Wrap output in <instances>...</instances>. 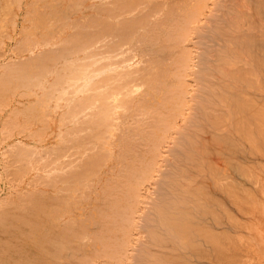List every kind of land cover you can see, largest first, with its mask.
<instances>
[{"label": "bare ground", "instance_id": "6f19581e", "mask_svg": "<svg viewBox=\"0 0 264 264\" xmlns=\"http://www.w3.org/2000/svg\"><path fill=\"white\" fill-rule=\"evenodd\" d=\"M104 1L107 3L108 0ZM9 2L10 1H8V4L13 3L12 0L10 3ZM206 2L208 4V0H109L106 5L98 2L97 4L99 6L95 3L96 6H94V4L90 2L91 4L88 3V5H90L86 7V9L83 6L85 11L82 16H79V19L76 16V18H71V22L74 19L72 23L68 21L71 25L66 23L68 20V18H65L66 14H63L64 17L59 16L61 19H66V21L62 20V34H60L61 44L57 47L58 49L54 47L57 49V51H55L56 49H53V52H56L54 56H51L49 60L40 59L37 61L38 59L35 57L36 60L30 58L32 61H29L28 58V62H19L20 64L18 63L17 72L10 78V84L8 83L9 78L6 79L8 75L4 73L5 76H7H4L5 79L0 80V85L3 89H12L11 87L14 86V83L15 86L20 87V85H22L25 87L29 82L36 84L35 81L31 80L35 73L41 72L42 74L49 75V72H53L51 71L50 66L55 61H60V67L58 66L59 69L56 68L57 63L55 64V69L58 70H55L56 75L54 73L55 78L52 83L54 85H43L45 89L43 97L40 99L41 101L43 99V102L45 103L50 96H54L51 95L52 89L49 88L54 87L56 84L61 86V91L64 94L70 92L69 88L76 85L77 86L74 87L76 88L74 90L76 94L77 92H89L87 95L88 99L74 105L72 112L69 113L71 120H73L72 116L75 117L76 114L77 117V114L79 113H81L80 115L83 113L90 116L84 121L85 117L83 115V123H81L82 121L80 120L83 127H89L90 130H88V134L85 133L84 137H82L83 135H79V137H82L79 138L81 139L79 140L81 141V143L79 142L81 144L79 148L81 150V147L86 146L88 142L93 145L91 144L92 148H89L90 150L92 149L90 154L87 151L88 149H86L89 157L87 156L88 154L85 155L84 157L87 156V158L82 159L81 165L78 163L80 169H77L76 167L73 169H77L76 171H69V174L71 175H69L70 179L68 180L72 181V184L74 185V189L71 187L73 190L70 188V192L67 190L68 193L65 191V194L59 192L55 195H50L46 194V191L44 192V190H39V194H36L37 192L35 193L33 192L34 190L32 191L31 189L33 193H30L31 196H27L25 193L26 197H30L28 198V201L22 200L24 198L22 197L24 193L22 195L20 194L21 196H17H20V198H22L21 200L26 202L25 204L24 202L22 203L26 206L24 207L23 205L21 209L19 207V210L17 209L16 211L13 210L16 209L14 208V205L18 200L16 202L15 200L12 201L14 204H11V207L8 206V204V207H6L5 204L9 203L7 200L3 203V206L5 205L4 208L0 207V264H91L94 259L100 257H104L103 260L107 264H124V257L126 255L130 259L128 262L131 263V260H133V264H201L204 261L201 262V259L208 255H212L213 258L218 260L225 259V251L227 250L224 247V245L227 246L225 242L234 243L235 237L234 235L232 236L233 232L228 233V231H223V229L225 230L224 227L220 228L222 231H220V229L217 230L216 227L217 225L219 226L221 220L223 221V217L228 219V221H231V223L233 219L237 220V218H235L231 208H226L227 205L224 204L221 195L222 192L228 189V198H231V196L235 197L238 193L235 194V190L238 189V186L236 187L237 189H235V186L232 184L233 182L228 179L232 185L229 184V182L227 184L224 182L228 180L222 179V176L225 175V170L221 173L223 168L221 163L223 162L224 164V161H226L223 149L225 148V151L229 147L230 150H233L237 145L238 148L240 144L243 145L240 141V144H236L235 146V143L239 142V140L234 142V139L238 138H235L234 136L236 133H239L242 139H245L247 143L249 142V145L252 144L254 147L252 149L257 148L258 144H256V142L259 140V133L262 134L264 132V103L260 104V107H256L255 104L258 105V101L250 95L253 99H248L251 101L244 106L243 97H241L236 91L239 89L234 87L232 89L236 92H230V98L234 99L238 106H232L231 103L228 102L227 105L231 112L229 111V113L225 115L227 120L224 119V121L222 119L224 113L217 111V101L219 104L222 101L221 86H218L217 78L215 82L208 77V73L211 71L217 70L216 73H218L220 49H214L213 47L210 48L207 44H205L206 46L204 45L203 51L205 52H201L203 55H201V53L195 54L199 55L198 57L196 56L199 58L197 70H199L200 73L202 72L199 76L196 75L199 82L197 85L199 88L196 89V93L194 94L197 98V102L191 106L193 107V112L185 118L184 123H182L183 125H181L182 127H180V125V128H177L178 126L176 127L175 131L178 133V136L175 135L176 140L174 146L171 148V170L159 180V198L155 200L156 203H153L152 210L150 207V211H148V213L146 212L145 220L142 218V221H144V227L147 229V231L143 230L146 239L143 243L141 241V244L138 242L141 246L137 251L134 252V249L131 253L128 249V246H130L129 240L133 238L131 237V234L135 231L134 217L135 214H137V206L141 199L139 198V192L142 189L141 186L143 185L142 187H144L145 181L153 174L157 164V157L160 154L158 153L159 146L161 145L160 142H163V139H165L167 135H165L164 132L166 133L174 127V122L178 116L176 114L179 110L185 108L188 103L187 92L190 93L187 89L186 81L184 82L183 78H181L190 73L188 68L190 64H188V60H191L189 59V49H187L188 53L183 51L180 52V50L178 51L174 47H171L169 42L174 43L176 46L180 45L179 43L183 42L185 37H188L187 34L190 33L192 29L197 37H207L208 40L210 37H213L211 39L214 40L215 43L217 42V44H220V40L222 39V25H220L221 17H219L221 15V2H215L218 7L215 6L217 10L211 8L217 13H212V15L214 14L215 16L211 19L212 22L208 27L200 25L202 23L199 24L192 22L198 17L199 13L206 5ZM67 4V7H70L71 5L73 7V5H76L77 3L75 4L74 2V4L71 3V5ZM4 5L5 4H2L1 6L4 7ZM6 6L9 7L3 8L5 13L7 12L5 8L9 10L11 8L10 5ZM77 6L78 7H75V11L80 5ZM211 7L214 6L211 5ZM69 9L73 12L71 8ZM247 9L248 11L251 9L257 14H260V21L261 19L263 20L264 0L254 1ZM53 10L55 9L53 8ZM60 11L61 10H59V15ZM43 12V10L42 12L40 11V14ZM53 14L57 13L53 12ZM155 16H157L155 19L151 18ZM67 17H69V15ZM56 20H58V18ZM255 21L251 23H258V20L256 23ZM260 21L259 23H262ZM206 23H209V21ZM53 25H55V23H53ZM67 26L76 28L70 32L69 29L67 30ZM55 27L54 29L56 30L57 28ZM251 27L253 28V26ZM254 29H256L255 25ZM60 30L59 32L61 33ZM239 32L238 38L244 39V31L239 30ZM45 34L50 36L48 32ZM256 34L254 31L249 33L247 36L249 45L247 47L243 46L242 51H245L248 55L253 57L254 59H252L254 62L263 65L264 35ZM228 35L231 36V34H227L226 36ZM43 37H45V35H43ZM126 43L133 46V48L134 46H137L142 58L146 56V64H143L145 65L144 67H142V65L140 67H134L135 69L125 70H123L122 67H117L118 65H122L123 60L121 59H124V57L120 56V59H118V57L115 59V55L121 53L120 50L122 45ZM137 43L139 45H137ZM41 44H45V42L43 43L42 41ZM174 44L172 46H174ZM212 44L214 43H211V45ZM49 48V50H51V47ZM184 48L185 47H183V49ZM217 48L219 47L217 46ZM49 50L46 49L47 52H49ZM132 51L133 50L131 49L130 53L133 54L134 52ZM47 52L45 53L47 54ZM53 52H51V54H53ZM205 53H208V55H204ZM126 55L127 53L123 54V56ZM127 56L130 57L131 55ZM41 57L42 56H40V58ZM128 57L127 59L129 60ZM201 62H204L205 65L201 64ZM139 63L137 62L138 65H141L143 62L141 64ZM208 63H211V66H208ZM216 65L217 68L215 67ZM212 66L215 67L213 70H211ZM15 67H17V65ZM255 78L256 77L253 76L251 84L258 86L259 83L261 84V81L257 78L256 80ZM173 82L176 84H174V86H177V89L174 87L176 89L174 92L171 86ZM127 84H133L130 91H136L138 95H133L135 92L128 94V90L127 94L123 95L122 99L121 97H118L119 92L117 91ZM143 84H146V86ZM105 85L107 86V89H102L101 87ZM142 86L144 87L143 91L140 90V87ZM99 87L102 91L99 89L100 91L96 90L97 92L95 93L94 90ZM26 88L29 87L26 86ZM42 88L41 86L39 87L40 90H42ZM14 90L16 91V89ZM32 90L33 89H31V91ZM38 90L35 91L37 92ZM15 91H13V93ZM28 93L30 94V92ZM93 94H96V98L100 100L98 101V104L95 105L96 107H93V101L89 100ZM37 97L38 96H36L35 99H37ZM108 97L113 98L115 102L117 100L114 105L115 107L123 106L126 110H131V113L128 114L133 120L130 123H125L123 128L120 129L122 134L118 139L117 136H114L119 141V148L116 156L118 158L117 165L119 170L117 174L110 175V180H108L107 176V185H105V179L103 180L105 189H102L100 183L102 192L104 190L105 194L101 197L102 201L100 204L102 203V207L99 206V213L97 212L98 215L92 218L93 213L92 215H89L92 209L90 208V210H88L89 214H83L84 216L86 215V218H78L73 215L74 212H71L72 210L69 207L72 208L73 203H71L72 206H70V202L73 201L75 203H80L89 197V194L86 195L88 191H84L86 189L85 187H87L85 186V184L87 185L85 180L88 176L97 173V165L104 162V160L106 161V157H108L107 147L109 146L107 138L115 134V129L118 128V124L114 121L116 116L118 117V115H116L118 112L115 109L120 110L122 108H111L112 103L109 102L107 99ZM41 101L38 103L41 104ZM155 101L157 103L156 107L154 105ZM91 102V105H93L92 107L90 106ZM64 103L67 104L65 101ZM31 104V106H33V102ZM43 105H46V103ZM88 106L91 107L89 111H87ZM28 108L29 106L27 109ZM68 108L72 107L68 106ZM256 108L257 110H255ZM38 110L42 111L41 109ZM236 113L238 115H236ZM21 118H23L22 113ZM231 125L236 127V129L234 127L236 133L234 135L231 134L234 136L233 139L228 135L230 132L227 135H222L220 137L219 135L217 136V134L209 133L206 129L211 127L216 132L218 129H223V127H229ZM162 127L165 131L162 130ZM74 139L76 140L77 136ZM113 143L114 142H112V144ZM65 144L66 142H64V145ZM243 146L241 148H243ZM234 150L236 151V149ZM234 150L233 152L235 153ZM69 151H71L70 148L68 149V152ZM77 151H79V149L76 150V152ZM242 151H236L234 155L239 153L237 155L241 156L242 153L240 154V152ZM64 152H67V150ZM226 153H228L227 150ZM244 154H242L243 157ZM61 155H65V153ZM202 155H204L205 159V166L203 169L212 176L211 181H207L206 178L199 174L196 176L198 178L192 179L194 174L198 173L202 168ZM218 155L221 157L220 166L219 163L214 160V157L217 156L218 158ZM84 157L82 156L81 158ZM197 158H200L199 162L196 161ZM230 160L231 158L228 159L225 162L227 164L224 165L231 166L234 160ZM78 164L77 166H79ZM241 164L242 163H240V166L238 165L239 169L243 171L241 172L245 173L244 175L251 177L252 173L250 176V170L248 169L250 164L248 165L247 163L246 165L244 162L243 164H245V167ZM235 165L236 164L234 163V166ZM227 176L225 175V177ZM229 176L231 177L232 175ZM229 176L227 178H229ZM87 180L90 181L89 179ZM222 180H224V182ZM81 185H84V189L82 188L83 190L81 189ZM89 185H91V183ZM89 185L88 189L90 188ZM62 189L65 190L64 188ZM75 191L77 192L73 193ZM81 192H84L85 196ZM27 193L29 194V191H27ZM100 194L102 195V193ZM225 197L227 196L225 195ZM96 198L93 199L97 200ZM235 199L238 201V198H234V200ZM19 202H21L20 199ZM19 202H17V204ZM19 205H21V203H19L18 206ZM75 209L77 208L75 207ZM83 209L84 208H82V210ZM66 213L70 214L71 217H68V220L62 222L61 218ZM143 213L140 214L143 216ZM94 224H96L95 228H93ZM221 224L222 223H220V225ZM83 239L88 240L84 241ZM136 243L137 241L135 244ZM135 246H137V244ZM224 248L226 249L225 251ZM67 249H72L70 252L73 254L71 256L69 254V257L71 258L66 255V252L68 251ZM204 259L206 260V258ZM99 261L100 259L98 262ZM93 263L95 264V260Z\"/></svg>", "mask_w": 264, "mask_h": 264}, {"label": "rangeland", "instance_id": "374dc122", "mask_svg": "<svg viewBox=\"0 0 264 264\" xmlns=\"http://www.w3.org/2000/svg\"><path fill=\"white\" fill-rule=\"evenodd\" d=\"M8 1L11 2V0H0V6L2 4H5L4 7H7L6 5H10V7H11L10 10L7 9L9 6L7 8H5L7 10L6 13L3 9L4 7L3 6L0 7V80L5 79V77L8 75L9 77L7 76L6 79L9 78L8 83L10 84V82H11L10 78L12 77V75H14L17 72L19 62L20 63L26 62L28 58H29L28 59L29 61H32V60H30V58L33 60H36V58H37L38 59L37 61H39L40 59L49 60V58H51V56H54V54L56 53L55 51H57V49H58L57 47L61 44L60 43L61 42L60 41V37H61L60 34H62V26H61L62 22L66 21V19L60 18V17H64L63 14H66L65 18H68L66 23H68V21L71 22V18H74V17L76 18V16L79 19V16L83 15V12L85 11L86 7H88L91 3L92 4L95 3L96 5H98L97 3L99 2V3H103V5H106V4H108L109 0L108 1L106 0L107 3L104 0H102V1L101 0H78V1L77 0H58V1L57 0H51V1L50 0H48V1L47 0H40V1L39 0H12L13 5L10 2H9L10 4H8ZM254 1H256V0H208V4L206 2V5L202 9V11L199 13L198 17H196L192 22L193 23H199V24L202 23L200 25L208 27L212 22L211 19H213L215 16L214 14L217 13L216 11L212 10V9L217 10V8H218L217 5L215 4V2H218V3L221 2L220 3V14L221 15L219 17H221L220 25H222V28H221L222 29V37H221L222 39L220 40V44H217V42L215 43L214 40L211 39L213 37H210L209 40L207 37H202V38L197 37L195 35V32L193 29L190 31V33L187 34L188 37H185L183 42L179 43L180 45L176 46L174 43L169 42L171 47H174L178 51L180 50V52L183 51V52L188 53L187 49H189V53H190L189 59H191V60H188V64L190 63L188 68L190 70V73H188L186 76H182L181 78H183L184 82L186 81L185 83H186L187 89L190 93L187 92V95H188L187 96V99H188L187 105L185 106V108L183 110H179V112L176 114L178 116L174 122V127L172 129H170V131L168 130L166 133L164 132V134L165 135L167 134V135H166L165 139H163V142L162 141L160 142L161 145L159 146V152H158L160 154L157 157V164H156V168L154 169L153 174L151 175L150 178H148L145 181V184L143 183L144 187H142L143 185L141 186V188H142L141 191L139 190L142 193V195L139 192V194H140L139 198H141V199H140L139 204L137 206L138 207V209H137L138 211L136 212L137 214H135V217H134V222H135L134 223L135 224L134 230L135 231L133 230L134 232H132V234H131V237H133V238L130 239L132 241L129 240L130 246H128V249H129V251H131V253L134 249H135L134 252L137 251V249L141 246V245H139V244H141V241L143 243L146 239L145 232L143 230L147 231V229H146V227H144V221H142V218H143V220H145L146 214L148 213V211H150V207L152 210V205H154L153 203H156L155 200H157L159 198V184H158L159 180L162 179L165 175H167L171 170V166H172V164H170L171 148L174 146V142L176 140L175 135L178 136V133L175 131L176 127L177 126H178L177 128L182 127L181 125H183L182 123H184L185 118L193 112V107H191V106L197 102V98L194 95L196 93V89L199 88V87H197L199 82L197 80L198 77H196V75L199 76V74H201L202 72L200 73L199 70H197V67H198L197 63L199 61V58H197V57L199 55H195V54H200L201 52H205V51H203L205 44L209 45L210 48L213 47L214 49L215 48L220 49L218 73H216L217 70H214L215 72L211 71L210 73H208L209 74L208 77H210V79L213 81L218 79V86L219 85L221 86L222 101L220 102V104L217 101V103H218V110L217 111L224 113V116L222 117L223 120L224 119L227 120L225 115H227L230 111L229 110L230 108L227 105L228 102H230L232 106H238L236 101L234 99L230 98V92H236L237 91L238 94L241 97H243V105L244 106L249 101H251V100H248L251 98L250 95H252L258 101V105L253 102L256 107H258L260 104L264 103V88H263L264 87L263 86L264 85V83H263L264 82L263 81V79H264V64L259 65L258 63L254 62L253 57L248 55V53H246L245 51H242L243 46L247 47L249 45V40L247 39V36L249 35L250 32L254 31L255 34L257 33L256 35H264L263 34L264 33V22H263L264 18H263V20L261 19V21H260V14H257L255 11H253L251 9L249 10L250 11L249 12L247 9L251 5V3H253ZM42 2L43 3L45 2V3L43 4ZM68 2H70V3H68ZM74 2H75V4L76 3L77 4L73 5V7H74L73 8L71 3L74 4ZM47 3H49V4H47ZM55 3H57L58 5ZM67 3L70 4L71 6L67 7L66 6ZM79 3H82V4H79ZM88 3H90V4L88 5ZM50 4H51V7H50ZM95 4H94V6H96ZM77 5H80L78 8L79 10L77 9L75 11V7H78ZM211 5H213L214 7H211ZM83 6L85 7V9L83 8ZM53 8L55 10H53ZM69 8H71V10H73V12L70 11ZM2 9H3V11H2ZM42 10L44 12L42 14H40V11L42 12ZM51 10H53V11L50 12ZM59 10H61L60 15H59ZM69 11L71 12V14ZM53 12L57 13L58 16H57V14H53ZM62 12H64V13H62ZM246 12H249V13H246ZM212 13H214V14L212 15ZM251 13H252V15H251ZM68 15H69V17H67ZM253 15H254V17H253ZM156 17L157 16L151 17V18L155 19ZM252 17H253V19H252ZM57 18H58V20H56ZM254 18L256 19V21L258 20L257 21L258 23H256ZM73 20H72V22H73ZM236 20L238 23L236 22ZM207 21H209V23H206ZM254 21L258 26L254 23H251ZM259 21L262 23H259ZM222 22H223V24H222ZM53 23H55V25H53ZM59 23H61V24H59ZM71 23H68V24L71 25ZM234 23H235V25H234ZM58 24H59V26H58ZM237 24H238V26H237ZM254 25H255L257 30L254 29ZM251 26H253V28ZM54 27L57 29L55 30ZM70 28L71 27L67 26V30L69 29V31L71 32V30L75 29L76 27L71 28V29ZM250 28L252 31L250 30ZM59 30L61 31V33L59 32ZM239 30L244 31V39L238 38V34L240 33ZM248 30H250V31H248ZM24 32H25V34H24ZM47 32L50 34V36L45 34ZM227 34H231V36L230 35L226 36ZM43 35H45V37H43ZM196 38H198V39H196ZM42 41H43V43L45 42V44H41ZM203 42H205V43H203ZM211 43H214L215 45L214 44L211 45ZM98 44H100V43H98ZM173 44H174V46H172ZM137 45H139V44L137 43ZM217 46L219 48H217ZM49 47H51L52 51L49 50L50 49ZM54 47H56L57 49ZM176 47H178V48H176ZM183 47H185V48L183 49ZM46 49H48L49 52L50 51L53 52V49H56V50L53 52V54H51V52L50 53L47 52ZM131 49L133 50L132 52H134L133 54L130 53ZM245 50H247V49H245ZM45 52H47V54ZM120 52L121 53H117V55H115L116 56L115 59H117V57H118V59H120V56L124 57V59L121 57L122 58L121 60H123L122 65L123 64H125V65H123V66L118 65L117 66L118 68L122 67L123 70L135 69L136 67L142 66L144 63L146 64V61H145L146 56L144 57L145 59L141 57L142 55L139 52V48L137 46L136 47L134 46V48H133V46H130L127 43L123 44ZM126 53H127V55H129V56L131 55V56L130 57H128L127 55L123 56V54H126ZM44 54L47 56H45ZM135 54H136V56H135ZM201 55H203V54L201 53ZM204 55H208V53H205ZM40 56H42V57L40 58ZM127 57L129 58V60L127 59ZM211 57H212V55H211ZM141 58H142V61H141ZM137 62L138 63L140 62L139 64H141L142 62L143 63L141 65H138ZM56 63H57L56 68L59 69L60 61H55L50 66L51 67L50 69L53 72H49V75L42 74L41 72H37L33 75L31 80L35 81L36 84L29 82V84H26L25 87L20 85V87H21L20 88L19 86H15V83H14L15 87L14 86L11 87L13 90L10 88L8 90H5L0 85V207L1 208L2 207L4 208L5 205H6V207H8V206L11 207V204H14L12 201L15 200V202H16L18 200L17 202H19V199H20L21 202H19V203H21V205L18 206L19 203L17 204V202H16L17 205L16 204L14 205L15 206L14 208H16V209H14L13 211H16L17 209L19 210V207L21 209L22 206L26 203L25 201H28V198H30V197H26V194H27V196H31L30 193H32L33 190H34L33 192H35V193L37 192L36 194H39L38 193L39 190L40 191L44 190V192L46 191L45 192L46 194H50V195H55L59 192H61V194H65V191H66V193L70 192L71 190L74 189V185L72 184V181L68 180V179H70L69 175H71V174H69V171L71 170L70 172H73V171H76L77 169H80L82 159H86L87 156L89 157V154L92 152V149L90 150L89 148H92L93 144L89 143V142H88L89 144L87 143L86 146L81 147L82 151L79 148L81 145L80 144L81 141H79L81 139H79V138L84 137L85 133L88 134L89 133L88 130H90L89 127H83V124H81V123H83L90 116L85 115L83 113H82V115H80L81 113H79V114H77L78 115L77 117H76V114H75V117L72 116L73 120H71V117H70V113L72 112L73 106L77 105L78 103H80L84 100H87L88 99L87 95L89 94V92H87V91H85L86 93L85 92L84 93L83 92H81V93L77 92V94H76L74 92V90L76 89L74 87H76L77 86L76 85V86L70 87L69 88L70 92H67L66 94H64L61 91V86L56 84L54 87L49 88V89H52L51 95H54L52 97L50 96L47 99L50 102H48L47 100L45 101L46 105L48 104L49 106L43 105L45 103L43 102V99H42V101L40 99L43 97V92L45 89L44 86L52 84L54 81L56 71L58 70V69L57 70L55 69ZM201 64H204V62H201ZM16 65H17V67H15ZM207 65L211 66V63H208ZM144 66L145 65H143L142 67H144ZM131 67H133V68H131ZM215 67L217 68V65ZM215 67L212 66L211 67L212 69L211 68L210 69L213 70ZM14 68H16V69H14ZM4 73L7 75L5 76ZM9 73H10V75H9ZM54 73H55V75H54ZM253 76L256 77L257 79H259L261 81L262 85L260 83L258 86H254L253 84H251L252 83L251 79L253 78ZM48 79H49V81H48ZM78 83L80 84L79 81H78ZM174 84L175 83L173 82L171 85L173 88V92L176 91V89H177V86H174ZM52 85H54V84H52ZM132 85L133 84L124 85L125 87L123 86L124 88L123 87L121 88L123 90L120 89L119 91H117V92H119L118 97H121L123 99V95H126L128 90H129L128 94L135 92L133 95H138V93H136V91H133V92L130 91V89H132L131 88ZM143 85L146 86V84H143ZM26 86L29 87L30 89L26 88ZM40 86H41V88L43 86V88H42L43 91L39 89ZM174 87H176V89ZM234 87L238 88L239 90H236V91L233 90L232 88H234ZM101 88L107 89V86L105 85ZM101 88L99 87V88L95 89L94 92L96 93L97 91H100V90L102 91ZM14 89H16V91ZM31 89H33L32 90L33 92L31 91ZM143 89H144L143 86L140 87V90L143 91ZM35 90H38V91L36 92ZM111 90H112V88H111ZM13 91H15V92L13 93ZM28 92H30V94L32 93L31 96ZM124 92H125V94H124ZM26 93H28L29 95ZM35 93H36V96H38L37 99H35V97H36ZM81 94H82V96H81ZM85 96H86V98H85ZM96 97H97L96 94H93L92 97L89 98V100L93 101V105H94V106L91 105L92 104V102H91L90 103L91 107L92 106L96 107L95 105L98 104V101H100ZM253 97L251 99H253ZM54 99H57V100H54ZM107 99L109 100L110 103H112L111 108L115 107L114 105L117 102V100L115 102L114 99L111 97H108ZM33 100L35 101L36 104L34 103ZM74 100H75V102H74ZM30 101H31V103L33 102V106H31L32 104L30 103ZM40 101H41L42 105L39 104ZM64 101L67 102V104L64 103ZM112 101H114V102H112ZM155 103H156V101L154 102V105L156 107L158 100H157V103L156 104ZM66 105H67V107H66ZM28 106H29V108L27 109ZM68 106L72 107V108H68ZM38 107H40V108H38ZM91 107L88 106L87 107L88 110L87 109L86 110L89 111V109H91ZM119 107L122 109H120ZM119 107H115V108L120 109V110L115 109L120 114L116 113V115H118V117L116 116V119L114 120L115 123L118 124V128L115 129V132H114L115 134H113V135H111V137L109 136V138H107V140H108L107 143L109 145L107 147V156L109 158L106 157V161L104 160V162L100 163L101 165L104 163L102 166L100 164L97 165L98 166V167H96L97 173L95 172L96 173L95 175L94 174L92 176L90 175L87 178L90 181H88L87 179L85 180L86 181L85 183H87V185L85 184V186H87L85 188L87 190L85 189L84 191L85 192L88 191V193H86V195L89 194L88 195L89 197H87L88 199L86 198L85 201L83 200L80 203L79 202L75 203L73 201L70 202V206H72L71 203H73V207L75 205V207L77 209H75V207L74 208L72 207L73 209L71 207H69L72 211L70 209L69 210L71 212H74L73 215L78 217V218H84V217L86 218V215L84 216L83 214L88 213V210H90V208H92V209L90 211V214L89 213L88 214L92 215V213H93L92 218H94L96 215H98V213H99L98 210L100 208L99 206L102 205V203L100 204V202L102 201L101 197H103L105 194L104 190L102 192V189H105L104 186L107 185L106 178L108 176V180H110L112 175H115L118 173V170H119L118 165H117L118 158L116 156H117V152H118V148H119L118 147L119 141L117 139H118V137L121 136L122 132L120 129L123 128L125 123H130L133 120L131 117H129L131 110H126L125 108H123V106H119ZM38 109H41L42 111H40ZM92 109H95V108H92ZM255 110H257V108ZM44 111L45 112L48 111V112L45 113ZM65 111H67V112H65ZM16 113H17V116H16ZM21 113L23 114V118H21ZM25 115H26V117H25ZM83 115L85 118L83 117ZM236 115H238V114L236 113ZM75 118H77L79 121ZM83 118H84V121H83ZM74 120L75 121L77 120V121L75 122ZM230 120H232V119H230ZM74 122L75 123L78 122V123L76 125H74L75 124ZM179 125H180V127H179ZM231 126H233V127H231ZM231 126L223 127V129H218L216 132L211 127L206 128V129L209 131V133L217 134V136L219 135L220 137L222 135H227L230 132L228 135H230V137H232V139L234 138V136H235V138L238 137L237 139H234V142L235 141L237 142L239 140V142L235 143V146H236V144H240V141L244 145L243 146L242 144H240L239 148L237 147L238 146L237 145L234 149H236L237 152L243 150L242 152H240V154L245 153L244 154L245 159H244L242 154H241L242 157L237 155L239 153L234 155L236 153V151L233 149L235 151V153H234L232 149L230 150L229 147L228 148L226 147L227 148L226 150L228 153H226V150L224 151L225 148L223 149V152H224V155L226 158L225 160L227 161L228 159L231 158L230 161L234 160L232 163L233 165L232 164H231V166L230 165H227V166L224 165V164H227V163H225L226 161H224V164H223V162L221 163V165H223L221 173H223L225 170V172H227V173L224 172V174L226 176L227 175L233 176V177L229 176V178H227L228 176L225 177V175L223 174L224 176H222V179H225V180L229 179L231 182H233L232 184L235 186L234 188L235 189L238 188L237 190H235L236 191L235 194L238 192L236 194V196L235 197L231 196L232 203H231V198L230 197L228 198V195H229L228 189H226L224 192H222V195L224 194L223 196L221 195V198L223 199L224 204L227 205L226 208H229V209L231 208L232 213L234 214L235 218H237V220L233 219L232 223H231V221H228V219L223 217L222 218L223 221L221 220V222H220V223H222L221 224L222 226L219 223V226L217 225L216 228H217V230H219L220 228L224 227L225 230L223 229V231H228V233L233 232L232 236L234 235L235 240H234V243L225 242V244H227V246L224 245V247L228 250L227 251L224 248V251L226 250L225 251L226 254L224 256L225 259H222V260H224L225 262L222 261L221 259L218 260V259L213 258L212 255H208L211 257L205 256L204 258H206V260L204 258L201 259V262L204 260L201 264H214V263L215 264H218V263L219 264H264V132L262 134L259 133V137H258L259 140L256 142V144H258V145H257V148H255L256 149L255 150V149H252V148H254L252 144L249 145V142L247 143V141L245 139H242V137L239 135V133L235 132L236 127L234 125H231ZM251 126H253V125H251ZM234 127H235V129H234ZM86 128H88V129H86ZM162 130L165 131L163 127H162ZM230 130H232V131H230ZM122 131H123V129H122ZM116 134H118V135H116ZM231 134H233V135L235 134V135L233 136ZM79 135H83V136L79 137ZM76 136H77V139H76L77 141L74 139V138H76ZM114 136H117V139ZM72 139H74V140H72ZM115 140H116V142H115ZM64 142H66L65 145H64ZM112 142H114V143L112 144ZM73 145H74V147H73ZM75 146H76V148H75ZM242 146L244 149L241 148ZM250 146H252V147H250ZM86 147H88V148H86ZM57 148H59V149H57ZM65 148H67V149H65ZM69 148L71 151L68 152ZM231 148H233V147H231ZM78 149H79V151L76 152V150H78ZM86 149H88L87 151L89 154L87 153ZM19 150H21V151H19ZM66 150H67V152H64ZM245 150H246V152H245ZM62 151L65 153V155H61V154H64ZM72 152H74V153H72ZM232 152H233V154H232ZM59 154H60V156H59ZM85 155H87V156L84 157ZM82 156L84 158H81ZM232 156L234 159L232 158ZM238 159H239V161H238ZM214 160H215V162L217 161V163H219V166H220V162H221L220 161L221 160L220 155H218V158H217V156L214 157ZM242 160L245 162L246 165H247V163H248V165L250 164L248 169L250 170V173H249L250 176L252 173L251 177L244 175L245 173H242L243 171L239 169L240 163H242L241 165L242 166L244 165L243 167H245V164H243L244 162ZM196 161L199 162L200 158H197ZM202 161H203V165H202L201 170L198 173L194 174L192 179L198 178L196 176H197V174H199L200 176L206 178L207 181H211L212 176L203 169L205 166L204 155H202ZM78 163H80V165ZM234 163L236 164L235 166H234ZM77 164L79 166H77ZM224 166L226 169L224 168ZM76 167H77V169L73 170ZM221 173H220V175H221ZM228 173H230V174H228ZM238 173H239V175H238ZM246 176L249 178H247ZM52 178H54V179H52ZM103 180L106 181L105 185L103 183L104 182ZM229 180L225 181V182H224V180H222V181L224 183L228 184ZM231 182H229V184H231ZM90 183H91V185H89ZM100 183L102 185V189H101ZM88 185L90 187L89 189H88ZM83 186L81 185V189L82 188L84 189ZM99 186H100V188H99ZM33 188H35V189H33ZM62 188H64L65 190H63ZM70 188H71V190H70ZM31 189H32V191H31ZM36 189H37V191H36ZM67 190H68V192H67ZM27 191H29V194L27 193ZM76 192L77 191H75L73 193H76ZM96 192H97V194H96ZM79 193H80V191H79ZM81 193H83V195H84V192H81ZM100 193H102V195ZM20 194L21 195L23 194L22 197H24L25 199L20 198V196H21ZM94 194H95V196H94ZM18 195H20V196L17 197ZM225 195L227 197H225ZM96 197H98L99 199ZM233 197L238 198V201H236V199L234 200ZM17 198H19V199H17ZM93 198H96L97 200H95ZM21 199L25 200V201H22ZM229 199H230V201H229ZM6 200L9 203H6L3 206V203ZM10 201H11V203H10ZM23 202H24V204H22ZM87 202L90 204H88ZM234 202H236L238 205ZM7 204H8V206H7ZM85 204H87V205H85ZM94 204H96V205H94ZM98 204H100V205H98ZM84 205H85V207H84ZM25 206L26 205H24V207ZM82 208H84V209L82 210ZM143 212L145 213V216H144ZM140 213H143V216ZM88 214H87V216H88ZM64 216L61 218L62 222H64V220L65 221L68 220L69 219L68 217H71V215L68 213L64 214ZM66 217H67V219H66ZM224 218H225V220H224ZM135 219H136V221H135ZM138 226H139V228H138ZM95 227H96V224L93 225V228H95ZM227 227H229V228H227ZM136 228H137V231H136ZM220 231H222V230L220 229ZM135 234H137V235H135ZM141 238H142V240H141ZM83 240L87 241L88 239H83ZM134 240L137 241L136 244L138 247L135 246L136 241H134ZM138 242H139V244H138ZM130 247H131V249H130ZM230 247H231V249H230ZM67 250H66L67 251L66 255H68V257H69V254H70V256L73 254L72 252H70V250H72V249H67ZM125 257H124V260H125L124 264H128V263L133 264V260H131L132 262L130 263V262H128L130 260L128 258V256L126 255ZM69 258H71V257H69ZM103 258L104 257L94 259L95 264H105L106 262H104ZM66 259H67V256H66ZM99 259L101 262L100 261L98 262ZM94 260L91 262V264H94L93 263ZM62 264H64V263H62ZM66 264H69V263H66Z\"/></svg>", "mask_w": 264, "mask_h": 264}]
</instances>
